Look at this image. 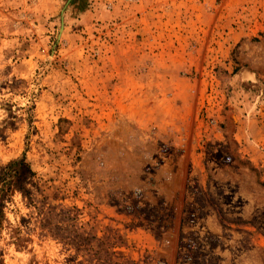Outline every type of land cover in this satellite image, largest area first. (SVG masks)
<instances>
[{"label":"rangeland","instance_id":"rangeland-1","mask_svg":"<svg viewBox=\"0 0 264 264\" xmlns=\"http://www.w3.org/2000/svg\"><path fill=\"white\" fill-rule=\"evenodd\" d=\"M0 188V264H264V0H0Z\"/></svg>","mask_w":264,"mask_h":264},{"label":"trees","instance_id":"trees-1","mask_svg":"<svg viewBox=\"0 0 264 264\" xmlns=\"http://www.w3.org/2000/svg\"><path fill=\"white\" fill-rule=\"evenodd\" d=\"M27 166L25 162V158H21L20 160L12 162L8 169L9 171L1 177V183L3 185L12 183L13 176L16 177L15 182L19 183L21 181V177L19 175V171ZM9 177V178H8ZM0 191H3V188H0Z\"/></svg>","mask_w":264,"mask_h":264},{"label":"built area","instance_id":"built-area-1","mask_svg":"<svg viewBox=\"0 0 264 264\" xmlns=\"http://www.w3.org/2000/svg\"><path fill=\"white\" fill-rule=\"evenodd\" d=\"M130 1H135V0H130Z\"/></svg>","mask_w":264,"mask_h":264}]
</instances>
